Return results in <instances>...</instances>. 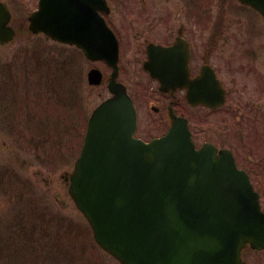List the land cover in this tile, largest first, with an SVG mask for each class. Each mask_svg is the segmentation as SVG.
Segmentation results:
<instances>
[{"label": "water", "instance_id": "water-1", "mask_svg": "<svg viewBox=\"0 0 264 264\" xmlns=\"http://www.w3.org/2000/svg\"><path fill=\"white\" fill-rule=\"evenodd\" d=\"M246 1L264 9V0ZM96 7L40 0L29 28L76 44L116 70L118 41ZM79 13H87L90 22ZM10 19L0 1V42L15 35ZM98 72H90L91 82ZM111 88L115 95L89 118L69 187L99 245L122 264H246L241 250L247 243L264 248V212L232 154H218L212 146L197 149L178 117L162 137L135 138V107L124 87Z\"/></svg>", "mask_w": 264, "mask_h": 264}, {"label": "rangeland", "instance_id": "rangeland-1", "mask_svg": "<svg viewBox=\"0 0 264 264\" xmlns=\"http://www.w3.org/2000/svg\"><path fill=\"white\" fill-rule=\"evenodd\" d=\"M5 1L17 34L0 44V264H119L95 246L65 178L101 88L87 82L90 63L72 50L59 54L55 42L28 30L37 0ZM129 47L123 78L136 89L142 79ZM140 105L147 127L163 119ZM177 105L181 110V100ZM244 255L264 264V251Z\"/></svg>", "mask_w": 264, "mask_h": 264}, {"label": "flooded vegetation", "instance_id": "flooded-vegetation-1", "mask_svg": "<svg viewBox=\"0 0 264 264\" xmlns=\"http://www.w3.org/2000/svg\"><path fill=\"white\" fill-rule=\"evenodd\" d=\"M107 3L102 14L121 41L133 43L129 48L134 55H142L149 42L169 44L182 37L189 43L183 87L165 92L158 80L142 78L133 100H158V105L150 104L158 114L183 100L180 114L197 144L230 149L264 201V20L234 0ZM146 124L141 123L138 134L149 139L152 129Z\"/></svg>", "mask_w": 264, "mask_h": 264}]
</instances>
